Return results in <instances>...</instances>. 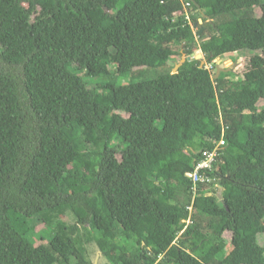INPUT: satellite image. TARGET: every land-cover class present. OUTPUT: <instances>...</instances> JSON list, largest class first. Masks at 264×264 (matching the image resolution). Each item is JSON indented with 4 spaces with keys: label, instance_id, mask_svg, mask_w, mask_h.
I'll use <instances>...</instances> for the list:
<instances>
[{
    "label": "trees",
    "instance_id": "obj_1",
    "mask_svg": "<svg viewBox=\"0 0 264 264\" xmlns=\"http://www.w3.org/2000/svg\"><path fill=\"white\" fill-rule=\"evenodd\" d=\"M244 51L240 72L206 66ZM262 93L264 0H0V262L94 264L95 243L110 264H264ZM142 111L160 136L139 144L121 112ZM62 209L83 216L36 245Z\"/></svg>",
    "mask_w": 264,
    "mask_h": 264
},
{
    "label": "rangeland",
    "instance_id": "obj_2",
    "mask_svg": "<svg viewBox=\"0 0 264 264\" xmlns=\"http://www.w3.org/2000/svg\"><path fill=\"white\" fill-rule=\"evenodd\" d=\"M258 14L260 15V10H258ZM103 13L97 12L91 14V18L93 20H100ZM117 47L120 45V41L117 40L116 42ZM251 55V52L244 51L240 53H234L230 58L225 59H218L214 65H206L207 67L211 68L212 73L216 74L217 67L221 68H236L237 71H241L246 58ZM196 58H203V53L200 50H197L194 54ZM203 61H206L203 58ZM59 62H54L55 65H58ZM161 65L165 64V61L160 62ZM67 66L72 71L74 77L81 79L84 76V70L82 67V63L79 64H67ZM123 76H126L123 74ZM215 76V75H214ZM90 84H105V79L101 76H95L93 78H89ZM119 83H129L131 81L130 77H120L118 79ZM261 101L259 103L260 110H264V93L261 94ZM142 111L138 113H125L121 112V114L125 117V121L122 124L121 134L126 138H133L137 143L142 144L143 138L145 135H153L155 137L160 136V132L154 126L153 120L147 112ZM46 218L48 219L45 223L39 224L36 234L33 236L31 235L30 238L33 242L38 245L40 243H47L52 236L56 232H62L65 235L69 233V225L74 223L79 218L83 216V211H70L67 210H59L53 212L51 214H45ZM225 238L228 240L229 244L227 246L226 252H229L232 248V244L230 242L231 233L226 232ZM259 242L261 245L264 246V231L259 235ZM90 250V257L93 260L94 264H110L108 260L99 252L95 243L89 246ZM0 264H5L4 262H0ZM72 264H75L73 261Z\"/></svg>",
    "mask_w": 264,
    "mask_h": 264
},
{
    "label": "built area",
    "instance_id": "obj_3",
    "mask_svg": "<svg viewBox=\"0 0 264 264\" xmlns=\"http://www.w3.org/2000/svg\"><path fill=\"white\" fill-rule=\"evenodd\" d=\"M190 2H186L185 6L188 7ZM187 15V13H186ZM225 144V139L221 138L215 144V147L212 150H205L200 155L199 160L197 161L194 169L187 173V176L191 179L193 183L194 192H196L197 185L199 183H213L216 178L212 175L214 169V163L217 161L220 150ZM192 205L188 206L189 212L192 211ZM190 214L186 219V223H190ZM184 231V230H183ZM181 231L180 234L183 232Z\"/></svg>",
    "mask_w": 264,
    "mask_h": 264
},
{
    "label": "water",
    "instance_id": "obj_4",
    "mask_svg": "<svg viewBox=\"0 0 264 264\" xmlns=\"http://www.w3.org/2000/svg\"><path fill=\"white\" fill-rule=\"evenodd\" d=\"M193 1H195V0H193ZM188 59L190 60L191 57H188ZM185 60H186V56L183 55L182 58H181V60H180V62H178V63L175 65V67H174V69H173V72H176L177 69L179 68V66H181V64L184 63ZM204 64H205V61H202V65H204ZM229 69H231V68L225 69V68H221V67L218 66L214 78H217V77L220 75V73H221L222 71H224V70H229ZM222 191H223V189H222V188H219V190H218V195H217V196H218V198H219L220 200L223 199Z\"/></svg>",
    "mask_w": 264,
    "mask_h": 264
},
{
    "label": "crops",
    "instance_id": "obj_5",
    "mask_svg": "<svg viewBox=\"0 0 264 264\" xmlns=\"http://www.w3.org/2000/svg\"><path fill=\"white\" fill-rule=\"evenodd\" d=\"M199 22L202 23V19H199Z\"/></svg>",
    "mask_w": 264,
    "mask_h": 264
}]
</instances>
